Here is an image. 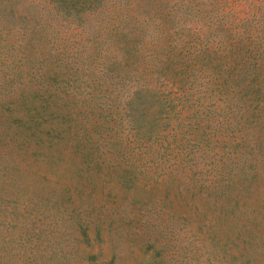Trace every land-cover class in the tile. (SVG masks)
Here are the masks:
<instances>
[{"label": "rangeland", "instance_id": "rangeland-1", "mask_svg": "<svg viewBox=\"0 0 264 264\" xmlns=\"http://www.w3.org/2000/svg\"><path fill=\"white\" fill-rule=\"evenodd\" d=\"M113 1L104 10L128 22L161 19L156 42L169 41L166 0ZM195 16L203 27L161 68L160 92L175 105L154 116L149 138L109 127L60 82L53 48L64 29L53 19L1 54L0 264H264V161L233 177L228 145L258 156L251 145L264 143V104L244 91L246 74L231 82L257 53L239 22L262 33L264 0H202ZM187 73L208 89L192 81L178 100Z\"/></svg>", "mask_w": 264, "mask_h": 264}, {"label": "trees", "instance_id": "trees-1", "mask_svg": "<svg viewBox=\"0 0 264 264\" xmlns=\"http://www.w3.org/2000/svg\"><path fill=\"white\" fill-rule=\"evenodd\" d=\"M31 1L0 0V56L19 51L21 45L30 40L36 26L46 29L50 25V18L53 19L64 29L60 38L62 46L59 50L53 48L62 71L60 82L81 92L83 98L89 97L92 108L111 122L109 127L115 125L120 130L125 129L126 134L135 140L153 135L151 126L154 116L167 111L168 107L172 110L175 105L174 97L160 92V78H163L161 68L168 63L170 49L181 51L187 42L185 37L193 35L194 28L203 27V20L195 16L202 8V0L164 2L162 17L166 19V25L172 26L166 44L156 42L161 19L156 21L155 15H145L138 23L128 22L125 15L110 14L104 10L109 4L108 0H34L42 11L29 9L28 2ZM127 1L113 2L126 5ZM48 12L50 14L47 16ZM251 22L249 17L242 18L238 26L243 28L238 27V31L249 36L246 38L252 46L256 44L254 49L257 53L253 60L248 59L240 65V69L237 68L238 72L231 82L240 79L241 74H246L248 80L244 91L251 93L252 100H256L255 104H264L263 82L257 80L258 77L264 80V31L254 35L255 27ZM70 35L76 37L71 38ZM140 55L147 56L148 62L146 67L138 70L134 62ZM196 78V74L191 77L188 73L180 77L178 82L183 92L175 98L179 100L185 96L186 88H189L187 83L190 85ZM195 84L196 87L192 88L196 92L208 89L207 81L203 83L196 80ZM223 120L225 118L222 117L217 121L223 123ZM228 145L237 155L234 156L233 165L236 170L231 174L233 177L241 173L245 166L254 167L256 160L264 161V143H260L259 147L251 145L260 154L258 156L248 154L252 150L240 151L239 142Z\"/></svg>", "mask_w": 264, "mask_h": 264}]
</instances>
